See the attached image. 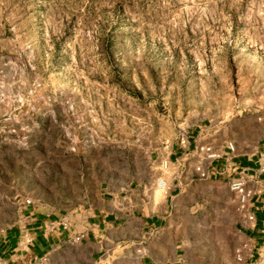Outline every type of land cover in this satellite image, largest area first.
Wrapping results in <instances>:
<instances>
[{
	"label": "rangeland",
	"instance_id": "rangeland-1",
	"mask_svg": "<svg viewBox=\"0 0 264 264\" xmlns=\"http://www.w3.org/2000/svg\"><path fill=\"white\" fill-rule=\"evenodd\" d=\"M263 136L264 0H0V202L75 211L146 182L175 144L213 161ZM223 188H193L179 263H239Z\"/></svg>",
	"mask_w": 264,
	"mask_h": 264
},
{
	"label": "crops",
	"instance_id": "crops-1",
	"mask_svg": "<svg viewBox=\"0 0 264 264\" xmlns=\"http://www.w3.org/2000/svg\"><path fill=\"white\" fill-rule=\"evenodd\" d=\"M201 140L199 132L189 131L187 149L196 152ZM263 149L264 136L248 153L226 147L217 160L197 161L184 158L189 155L185 146L175 144L163 160L147 162L146 182L119 197L109 198L107 192L99 191L94 202L71 212H47L30 200L25 202L18 193L2 195L0 264H181L176 245L179 218L199 198L193 188L219 184L235 196L238 207L229 184L240 178L252 192L248 207L254 221L245 220L238 209L234 226L240 239L237 264H264ZM223 238L227 239L226 233ZM137 248L142 252L137 254Z\"/></svg>",
	"mask_w": 264,
	"mask_h": 264
},
{
	"label": "built area",
	"instance_id": "built-area-1",
	"mask_svg": "<svg viewBox=\"0 0 264 264\" xmlns=\"http://www.w3.org/2000/svg\"><path fill=\"white\" fill-rule=\"evenodd\" d=\"M181 144H184V142H181ZM229 148L231 150H233L232 145H229ZM200 151L201 152H209L210 148H201ZM210 158H214V157H208V159H210ZM260 161L262 164V168L264 169V149L261 153ZM162 167H163V169L166 170L168 167V162L167 161L163 162ZM197 171L200 173V177H202V178L205 177V174L200 172L199 169H197ZM159 185L163 186L164 183L160 182ZM245 185H246V182L240 178L238 180L231 182L229 184V189L231 192H234L236 194L237 202H238V209H239L240 213L243 215V217L245 218V220H247L248 222H253L254 216L249 211V207H248L250 197L252 196V192L249 190H246ZM237 260L240 261V252H238Z\"/></svg>",
	"mask_w": 264,
	"mask_h": 264
},
{
	"label": "bare ground",
	"instance_id": "bare-ground-1",
	"mask_svg": "<svg viewBox=\"0 0 264 264\" xmlns=\"http://www.w3.org/2000/svg\"><path fill=\"white\" fill-rule=\"evenodd\" d=\"M162 186V185H161Z\"/></svg>",
	"mask_w": 264,
	"mask_h": 264
}]
</instances>
